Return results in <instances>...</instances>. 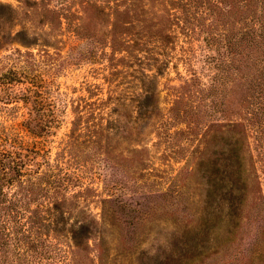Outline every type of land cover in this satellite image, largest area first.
<instances>
[{
	"label": "trees",
	"instance_id": "16d2710c",
	"mask_svg": "<svg viewBox=\"0 0 264 264\" xmlns=\"http://www.w3.org/2000/svg\"><path fill=\"white\" fill-rule=\"evenodd\" d=\"M83 1L102 13L113 7L115 21L109 51L104 52L111 73L106 95L92 88L86 91L89 95L71 101L70 126L53 153L42 135L54 133L69 102L53 100L43 106L42 91L31 86L32 80L14 96H5L9 101L0 98V109L14 107L6 105L11 101L36 103V112L31 108L9 125L0 118V264H81L75 255L92 246L98 264H117L115 248L136 254L139 264H145L151 258L145 246L148 224L164 209L187 226L168 239L165 264H264V194L255 175L257 162L264 169V0H193L195 25H188L186 14L181 28L186 34L192 29L204 32L199 46L206 51L199 54L195 49L197 64L187 56L188 72L177 71L179 82L168 83L173 96L166 115L160 95L166 83L160 80L177 44L173 12L163 10L165 23L158 30L152 17L139 18V33L121 40L119 35H130L134 25L123 26L131 20H120L130 10L136 14L141 2L130 0L119 10L124 0ZM74 13L58 11V21L69 23ZM82 17L78 11L77 18ZM81 24L73 30L78 32ZM197 46L193 43V49ZM15 52L19 55L5 57L13 58L15 65L20 62L0 72V86L13 81L5 80V73L23 72L14 78L21 82L33 69L31 53ZM116 71L128 76L124 82L130 89L115 82ZM191 94L193 107H187L192 106ZM163 117L192 123L196 131L203 123L202 134H209L207 149L193 150L199 180L192 211L187 204L178 210L176 200L164 206L141 199L146 196L149 160L141 135L149 124H156L153 132L158 133ZM89 163L100 167L101 198L95 212L82 184L86 174L79 172ZM120 172L143 182L132 206V197L123 191L129 178ZM176 190L163 193L182 194Z\"/></svg>",
	"mask_w": 264,
	"mask_h": 264
},
{
	"label": "rangeland",
	"instance_id": "374dc122",
	"mask_svg": "<svg viewBox=\"0 0 264 264\" xmlns=\"http://www.w3.org/2000/svg\"><path fill=\"white\" fill-rule=\"evenodd\" d=\"M129 2L130 0H124V4H120L118 9H126ZM140 2V7L145 14L141 8L136 14L135 10H130L128 17L125 16V20H120L123 24L126 23V20H131L130 24L123 26L134 25L130 35H125V33L119 35L121 40H128L133 37L134 34H137L134 32L138 31L139 33L141 29L139 18H145V15L152 17L157 30L162 28L165 23L163 10L166 9L170 13H174V15L171 14V17L174 18V25L178 24L174 26L177 30L175 34L177 44L175 49L170 52L169 68L160 80L161 83H166L160 86L161 99L164 100L162 104L165 107L162 111L165 113L167 107L171 104L167 101H171V96H173V89L168 87V83L179 82L177 71L181 74L188 72L185 67L187 56L192 59V64H197L195 58H193V52L195 49L198 50L199 54L206 51V47L199 46L203 43L202 36L204 32L199 29H195L193 32L192 29L186 34L181 28L185 23L183 20L188 19L186 14L191 21L188 25L192 27L195 25L193 0H137V3L140 4ZM0 3V58L2 59L0 72H7L9 66L15 65L14 59L5 57V54L19 55L15 52L16 49L31 53L29 59L33 61V69L29 74H26L21 82L14 80V78L19 75L23 76V72L15 75H11L9 72L4 74L5 80L13 81L0 86L1 100L9 101L10 98L5 99V96H9V94L14 96L23 90L26 84H29L27 80H32L31 86L42 91L39 97L43 106L44 103L46 105L53 100L69 102L67 106L65 105V110L61 112L60 124L54 129V133L42 135L46 140L44 142L45 147L50 148L53 153L56 150L58 141L65 137L64 132L70 126L69 120L72 118L71 101L77 99L80 94L89 95V91H86L92 88L99 89L102 95H106L107 78L111 76V73L107 68L106 63L108 61L105 60L107 55L105 56L104 52L109 51V45L107 44L111 40V29L113 28V23L111 28V22L115 21V17L111 13L113 7L107 8L105 13H102L98 12L96 8L85 7L83 0H0ZM67 10L75 12L69 18V23L65 19H63V22L58 21V11ZM78 11L83 15L81 19L77 18ZM77 23H82L78 32L73 30ZM121 29L125 30L124 28ZM193 43L198 44V48L193 49ZM118 68L120 69V67ZM202 72L207 71L202 70ZM119 74L121 73L114 74L117 78L115 82L122 81L121 84L119 83L122 85L121 87L130 89V83L124 82L128 81V76H119ZM191 95L192 99L190 98L189 101H192V106L188 104L187 107H193V94ZM185 97H187V93L184 96L186 101ZM1 100L0 103L2 104ZM31 100L32 102L29 101L26 104L21 101L6 102L7 106L14 103L15 106L11 108L1 106L0 118H3V122L7 123L6 125H9L11 121L20 120L31 108L35 111L36 103L33 102V99ZM3 115H5V119ZM155 125H147L144 129L145 133L141 135L142 139L146 141L149 156L146 168L148 178L145 180L146 183L143 189L146 196L141 199L149 204L159 205V203H162L164 206L170 203L169 200H176L175 204L179 206L178 210L187 204V210L192 211L195 199L194 192L198 190L196 180H199V176L196 175L197 172L194 170L197 158L193 155V150L197 147H200L201 150L207 149L209 134H205V132L202 134L205 124L201 123L203 128L200 130V126H198L196 131L192 123L188 125L184 121H174V119L163 117L158 121V133L153 132ZM200 137H202V142L199 144ZM126 143V140H124L123 144L126 145ZM257 150L261 149H254L253 151L256 152ZM256 165L255 175L260 185L259 188L264 194V169L261 163L257 162ZM84 171L79 170L81 174L83 173L82 175L86 174L82 178V184L87 185L84 192L87 194L89 207L95 212L99 210L98 205L101 198V194L98 192L101 188L99 184V164L89 163ZM118 174L129 178L124 183L126 186L123 191H125L127 197H132L130 198L132 202L130 205L132 206L135 200L140 198L138 192L141 191L140 185L143 182L140 183L138 179L132 180L129 174L123 175V172ZM176 189L182 190V194L167 195L169 192H176ZM163 191H167V194H164ZM129 193H132V195H129ZM158 217L151 220L150 224L147 223L151 231L148 229L150 235L145 246L148 249L147 255H150L151 258H146L145 264H165L164 256L168 251V247L165 245H168V239L172 240L173 234L180 235L187 227L182 218L178 220V217L176 219L171 217L169 212H165V209ZM94 247L92 246L87 251L76 254L77 260H81V264H98L94 255L97 250ZM114 252L116 253L117 264H126L129 260H131V264H139L140 258L135 257L136 254L134 253H128V250L124 252L120 248H115ZM156 255L159 258H156L154 262Z\"/></svg>",
	"mask_w": 264,
	"mask_h": 264
}]
</instances>
